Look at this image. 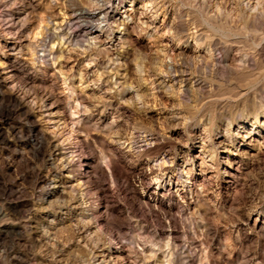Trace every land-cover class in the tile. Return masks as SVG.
<instances>
[{"label": "rangeland", "instance_id": "obj_1", "mask_svg": "<svg viewBox=\"0 0 264 264\" xmlns=\"http://www.w3.org/2000/svg\"><path fill=\"white\" fill-rule=\"evenodd\" d=\"M0 1L1 4L4 3V0ZM61 1L62 0L59 1V4ZM166 1L165 4L160 2L163 6L161 5L157 12L158 15L156 16V20L160 25L166 26V28L170 26L177 31L183 29L184 32L180 31L181 33L186 32L192 35L201 34L204 29L209 33L204 31L206 36L202 33L205 40L202 39L199 45L196 44V40L193 37L187 40L185 36L177 32L174 33V39L166 33L160 38V33H158L154 35L155 37H153L152 40L148 34L151 30L147 29L146 23H144L146 19L137 13L136 20H138V22L140 21V25L142 26H140L139 31L132 34V37L136 40L134 42L135 44L127 43L125 47H123L122 53L126 55L124 57L120 55L118 63L123 65L124 68L122 67V69L124 70L126 68L135 79L132 78L135 86L136 84L137 86L143 84V88L139 92L143 97L145 95L144 98L148 104L147 106H142V103L138 102V99H136V93L130 94L134 99L130 98L129 95L125 99L130 100L122 102V100H120V94L117 92L115 93L114 100L121 106V111L124 110L126 115L124 111H120L118 114L115 109L108 108L106 112H104V115H101L99 111L95 110L90 117H86L87 120L85 119L83 125L86 129H84L83 134L84 137H86L84 142L80 143L82 146L79 144L78 152L76 151L74 156L94 155L95 159L97 158V162H95L97 169L88 176L90 178L87 177L85 179L79 190L75 192L69 190L70 192L67 193V197L49 195L44 201L39 199L44 190L42 191V189L37 186L36 176L38 171L41 173L45 172L46 163L37 157L35 146L28 141L29 132L27 127H29L31 123L22 113H14L11 110L14 108L13 103L0 95V228H3L0 230V264H87L86 260L88 256L91 255L89 253L96 250L102 253L101 255L105 253L108 254L110 250L109 246L115 245L117 241H121L125 245L126 253L128 252L126 254L128 255L126 256L128 257L126 261L134 264H264V234H259L253 229L257 216L259 215L261 219L264 218V154L249 157V155L241 153L243 147L241 145L239 146V144H235L231 147L232 152H221L218 161H216L214 165L216 166L218 163L216 177L210 181L208 180L205 188H199V199L197 195L194 197V200H197L194 201L197 208L196 210H199L200 213L195 210V215L193 216L191 213H183L182 205H185V201L182 199L179 201L177 200V202L173 204L172 213L166 211L165 208H155L147 204L142 198V191L147 184L152 186L153 190L157 187L156 181L149 179L141 182V174L135 168V164L138 160V158H136L137 155H135L136 153L134 152V157L124 154L125 152L122 147L114 142L118 137L128 139L138 132H146L147 134L154 133L159 137L160 141L162 140L161 142H164L163 146H171V155H173L174 161H169L166 164V167H170V170L167 171L168 173H164L163 176L167 178V180L171 178L173 182L178 181L177 177H179L180 174L189 177L191 180H193L192 178L199 180L211 174L214 171L212 166H210L212 163L205 167L206 172H204L201 167V159L197 158V154L200 153L204 142L205 144H216L220 135H225V131L229 127L231 134L229 139L236 137V132L239 129L240 138L242 140H247L248 145L251 146L256 143V140L247 138L246 134L247 131L252 128L251 122L254 121L252 116L254 110L253 99L256 100V109L262 108L264 104V68L262 69V67H264V43L260 45L261 47L259 46L261 40L260 34L264 33V22L257 27L258 35L250 28L251 25H247L248 23L245 18L239 19L237 17L239 10L242 9L240 0L239 2L238 0H228V2H224L226 4H224V8L234 13L237 9L238 10L235 14L224 15L221 18V23L228 20V25H239L240 29H233L231 33L218 32L216 29L214 31L212 26V28L208 27L210 25L204 22L205 15L211 16L214 12L213 10L216 6L214 0H212L213 2L208 1L203 3V5L200 2L198 4L195 0ZM44 2L46 3L47 0L35 1L36 8L31 14L29 31L26 32V34L28 33L30 35L31 41L27 40L26 47L22 54L23 58H32L35 61V65L41 66H45L46 63L43 62V59L41 60L39 58V60L36 57H39L43 52L41 48H43L44 40L41 35L37 37L32 36H34L33 33L37 31L36 27L39 24L41 13L45 12ZM68 4H70V0H68ZM131 4L132 0H125L122 9L125 10L129 7H134ZM204 4H206V7H204ZM60 6H62V2ZM2 8L4 9V7ZM2 8H0V13ZM234 8L235 11L233 10ZM203 13L205 14L204 16H202ZM193 21L198 23L194 22V24L192 23ZM232 21H235V24ZM177 24L180 25L178 26ZM98 30L99 27L95 28L92 35ZM114 31L120 33L121 30L115 27ZM162 32L164 31L162 30ZM178 34H180V36ZM137 35H140V37L137 38ZM228 39L227 45L229 46L230 43L233 45L234 53L237 57L241 54H245L247 51L246 54L248 59L250 57H255L254 59L250 58L248 63L243 65L245 68L248 66L246 69L247 71L242 66L240 67L243 68L242 70L238 68L239 72L223 61V54L225 52L223 46ZM223 41L225 43H223ZM30 44L34 45L32 46L34 49L29 48ZM212 44L213 46L215 44L213 48L211 46ZM201 48L204 49L203 55L200 58L196 57V55H194V50H200ZM208 48L210 49L208 50ZM211 48L213 53H209ZM219 49L221 50L216 51ZM180 50H183L182 53ZM27 52L30 54L29 57L26 56L29 55ZM127 53L130 54L127 55ZM249 53H252L253 56H250L251 54ZM103 54H100L98 60L102 69L104 67V69L108 68V71H112L113 66L106 60V54L105 56ZM187 54L192 56L191 60H189L190 56ZM80 57H83L82 54ZM102 57H104V60ZM33 60L32 63H34ZM253 60L255 63H253ZM260 61L263 62L261 63ZM212 63H215L216 67H218H214L215 64ZM219 63H221L222 66ZM138 65L139 67L143 66L144 70L147 72L149 69L150 72L153 71L152 73L157 74L161 73L165 68V70L169 69L170 65L173 66V68L175 65L177 68L175 67L174 69L179 70L176 74L177 77L179 76L178 79L180 75L187 78L191 76L189 77L190 80L195 81L197 79L202 81L204 86L206 84V86L204 87L202 85L203 88L194 86L192 87L194 89L190 88L189 91H184V85L180 83L179 80L176 81L173 91L172 89L169 90L167 87H159V89L153 90L155 93L153 91L152 93L146 88V86L150 88L148 83L139 81L140 68ZM109 67L111 70H109ZM250 70H254L253 73ZM254 74L256 75L254 76ZM161 75L162 74H160V76ZM1 77L2 75H0V78ZM79 77L75 79L76 85L80 84ZM171 77H173V75ZM1 79L0 84L3 82V78ZM167 79L169 80L170 77L167 76ZM115 81L116 77L112 81L114 85ZM140 82L143 83L141 84ZM18 85L21 88H25L26 84L22 80H18ZM9 88L8 86H3L2 89L8 91ZM117 88L116 86L115 89L117 90ZM136 89H134L135 92ZM254 91L258 96L255 95L256 93ZM252 95L253 97L251 98L250 96ZM100 99H95L94 102L97 101L96 103L106 104V101H103L102 98ZM125 102H127V104ZM119 115H122V117ZM117 116L120 117V120H118L119 118ZM113 118L118 120L114 125L115 127H109L111 129L105 128L108 123H111L109 121H112ZM246 118H249L251 121L247 129L242 127V122ZM100 119H104L103 123L105 121L108 123H100ZM259 119L262 123L264 121V116L260 115ZM147 128H149V131ZM260 136L261 135H257L256 137L262 138V136ZM223 147H226V145H223ZM50 152L51 150H49V153ZM229 154L234 155L230 156ZM228 156H230L231 160L236 158L234 165L231 166V164H229ZM108 159L111 161H108ZM240 159H242L241 162H239ZM211 161L212 160H210V162ZM237 167L241 171L239 173L241 174V178L239 179L231 177L230 174L233 169L237 171L235 170ZM79 168L80 167L76 165V169ZM118 173H122L121 175H123V177L118 175ZM115 175L119 176V179H116ZM71 176V173H68L66 179H71ZM114 179H116V183ZM6 185L8 186L7 190H5ZM10 188L12 190H10ZM169 203L170 202H167L166 204ZM198 203L201 205H198ZM106 205L109 207L108 213H100L98 215L99 217H92L91 219L89 218V220L88 217H85L88 208H103V210H105ZM179 210L180 212H178ZM260 211L263 213H260ZM196 221H203V227L195 229L192 223ZM22 223L26 224L23 225ZM189 229L191 231H189ZM193 229L194 233H196V231L200 233H192ZM45 230H50V236L44 233ZM204 230L205 232L203 233ZM42 232L43 234H41ZM194 235H197L196 239ZM170 239L172 241L176 240L177 243L179 242V253L174 255L177 257L174 259L175 263L173 261L171 263L164 262L166 255L165 251L168 250L167 245ZM94 243H96V245ZM183 245L189 246L188 249ZM101 247H103V249ZM215 261L217 262L215 263ZM112 262L122 264L123 259L120 260V258H115Z\"/></svg>", "mask_w": 264, "mask_h": 264}, {"label": "bare ground", "instance_id": "obj_2", "mask_svg": "<svg viewBox=\"0 0 264 264\" xmlns=\"http://www.w3.org/2000/svg\"><path fill=\"white\" fill-rule=\"evenodd\" d=\"M35 1L39 2L40 0H4L3 1L4 3H2V4L0 1V4H1L0 8L4 7V9L2 8L1 13H0V75H2L1 78H3V82L0 84V95H2L3 98L7 99L9 102L13 103L14 108L11 110L14 113H18V112L22 113L23 115H25L26 119L31 123L30 126L27 127V130L29 132V137L27 136L28 141L31 142L33 144V146H35V153H36L37 157L39 159L45 161V163H46L45 172L41 173L38 171L37 176H36L37 177V182H36L37 186H39L40 189H42V191L44 190L39 199L44 201L45 198L49 195H57V196L60 195L59 197H61V196L67 197L66 195L68 192H70V191L75 192V191L79 190L81 188L80 186L85 181V179L94 170L97 169L96 164H95V162H97L96 161L97 158L95 159L94 155L93 156L92 155L91 156L79 155L78 157L74 156L76 151L78 152L79 144L83 143L85 140V137H86V136L84 137V134H83L84 129H85L84 128L85 126L83 127V125H84V121H85L87 116L90 117L93 114V112H95V110L99 111V113L101 115H104L105 114L104 112H106V110L108 108L115 109V111L118 112V114H119V112L121 111V109H120L121 106L114 100V97L116 95L115 93H117V92H119L120 100H122V102L123 101H129L130 99L128 100L125 98L132 93H136V95L135 94L134 95L137 97L136 99H138V102L142 103V106H144V105L147 106V104H148V103H146V100L144 98L145 95L143 97V95L139 92L143 88L142 87L143 82H140L142 85L139 84L137 86V84H136V86H135V84H134L135 79L126 70V68L124 70L122 69L123 65L118 63L119 56L122 55V57H124L126 55L125 53H122L123 47H125V44H127V43L133 44L136 41L132 37V34L139 31L140 26H142V25H140V21L138 22V20H136L137 13H139L141 17L146 19L144 21V23H146L145 24L146 28L151 30V32L148 33L150 39L155 37L154 35H157L158 33H160L159 34L160 38L163 37L164 33H166V34H169L170 37L174 39V37H175L174 33L177 32V33H180L181 35L185 36L187 40H188V38L193 37L196 40V44L199 45V43H201V40L204 39L203 34H204L205 29H204V31L201 30L203 34L200 31L201 34L192 35L189 31L188 32L190 34H187L186 32L181 33L180 31H183V29L182 30L180 29L179 31H177L175 29L176 30L175 31L174 28H172L170 26H169V28H166V26L160 25L158 23V21L156 20V16L158 15V13H157L159 11L158 9L160 8L161 5L163 6V4H165L166 0H132L131 5L134 7H129L125 10L122 9L124 7L125 0H70V4H68V0H64V1L62 0L61 1L62 6H60L61 2L59 4L60 0H47L46 3L44 2L45 3V5H44L45 12L41 13L42 15L39 18V24L36 27L37 31L34 30L35 31L33 33L34 36H32V37H37V36L41 35L43 40H44L43 48H41L43 52L39 57H36L38 59L40 58L41 60L43 59V62L46 63L45 66H41V65H35V61L32 58H27V57L23 58L22 57L23 50L26 47L27 40L31 41L30 35L28 33L26 34V32L29 31V27H30L29 22H30L31 14H32V12L35 11V8H36ZM195 1L198 4L200 2L203 5V3H206L208 1L211 2L212 0H195ZM214 1H215L216 6H215V9L213 10L214 12L212 11L213 14L211 16H209V15H205L203 13V15H202V16L205 15V17H204L205 21L204 22H206L207 25L208 24L210 25L208 27L212 26L214 31L216 29V31L218 30V32L222 31V32H227V33H231V31L233 29H238V28L240 29L239 25L230 26L231 22L229 23L230 25H228L227 24L228 20L226 22L224 21L221 23V18L224 15H227V14L232 15V13H234L232 11H229L227 8H224V4H225L224 2H228V0H214ZM160 2H163V4H160ZM238 2H239V0H238ZM191 3H193V2H191ZM240 4L242 6V9L239 10L237 17L239 19L245 18L247 20V23H248L247 25H251L250 28L253 29V31H255L257 33L258 32L257 27H259V25L264 22V0H240ZM185 5H186V3H185ZM204 5H205L204 7H206V4H204ZM193 7H195V6H193ZM235 8H237V7H235ZM235 8L233 9L234 11H235ZM207 10H209V9H207ZM237 10H236V12H237ZM208 14H209V12H208ZM234 16H236V15H234ZM192 18H193V16H192ZM233 20H235V19H233ZM194 22L198 23L196 21H193L192 23H194ZM232 22L234 23L235 21H232ZM237 23H239V22H237ZM242 26H243V24H242ZM98 27H99V30L92 35L93 30L95 28H98ZM115 27H117L118 29L121 30L120 33H116L114 31ZM241 29H242V27H241ZM162 30L164 32H162ZM247 32H248V30H247ZM261 32H262V30H261ZM227 33H226V35H227ZM180 34H178V35L180 36ZM219 35H221V34H219ZM208 36H210V35H208ZM260 36H261L260 37L261 40L259 39L260 40L259 46L262 43H264V33L260 34ZM139 37H140V35H137V38H139ZM211 37H212V35H211ZM150 39H149V42L151 43ZM225 39H226V36H225ZM178 40H179V38H178ZM228 41H229V39L226 41V44L223 46V48L225 50V52L223 54L224 55L223 61H225V63H227V65H229L233 69L235 68V70L236 69L238 70V68L242 67L243 65H246L248 63L249 59L252 57H250L248 59L247 54H246L248 51L245 54H241L239 57H237V55L234 53L233 45L230 42H229L230 43L229 46L227 45ZM223 43H225V42L223 41ZM215 44H216V42H215ZM215 44H214V46H215ZM32 46H34V45L30 44L29 48L32 49L33 48ZM211 46H212V48L214 47L213 44ZM219 47H221V46H219ZM212 48H211L209 53H211L213 51ZM209 49L210 48H208V50ZM220 50L221 49L216 50V51H220ZM251 50H252V48H251ZM180 51L182 53L183 50H180ZM216 51H215V54H216ZM183 53H185V52H183ZM203 53H204V49H202V48L200 50H198V49L194 50V55H196V57L200 58L203 55ZM220 53H222V52H220ZM243 53H244V50H243ZM81 54L83 56L82 58L80 57ZM100 54H103L104 56L106 54V56H107L106 60H108V63H110L113 66L112 71H108V68L104 69V67L102 69V67L98 61ZM128 54H130V53H127V55ZM170 54H171V52H170ZM205 54H206V52H205ZM249 54H251L250 56H253L252 53H249ZM115 55H116V58H115ZM180 55H182V54H180ZM26 56L29 57L30 54L26 55ZM188 56H190V55H188ZM103 58L104 57H102V59ZM191 58H192V56H190V59L189 58L188 59L191 60ZM194 58H195V56H194ZM212 58H213V55H212ZM254 58H252V59H254ZM32 60L34 61V63H32ZM182 60H184V59H182ZM185 60H187V59H185ZM186 63H187V61H186ZM186 63H184V64H186ZM253 63H255V61ZM212 64H215V63H212ZM216 64H217V61H216ZM216 64L214 67H216ZM219 64L221 65V63H219ZM103 65H105V64H103ZM253 65H255V64H253ZM110 67H109V70H111ZM138 67H139V65H138ZM142 67L143 66L139 67L140 72L137 70L140 73L138 78H139V81H144V82L148 83V85H150V88H149V86L148 87L146 86L147 90L149 89L150 92H152L153 90L159 89V87H167V88H169V90L172 89V91H173V89L175 88L176 81H179V80H180L179 82L184 85V91H189L190 88H192L194 86L202 87V85H203V82L199 81L197 79L195 81L190 80L189 77H191V76H189L187 78L183 75H180V78L178 79L179 76L177 77L176 74L179 70L174 69L176 67L175 65H174V68H173V66L170 65L169 69L165 70L166 69L165 68L164 69L165 71L160 70L161 73L158 72L159 74L152 73L153 71L150 72L148 68H147L148 69V72H147L144 70V67L143 68ZM247 67L245 68V66H243V68H245V70L247 69ZM162 68H163V66H162ZM243 68H240V69L242 70ZM263 68L264 67H262V69ZM231 71H234V70H231ZM253 71H251V72L253 73ZM185 72H187V71H185ZM160 74H162V75L160 76ZM172 75H173V77H171ZM255 75L256 74H254V76ZM167 76L170 77L169 80L167 79ZM78 77L80 79V84L76 85L75 79ZM115 77H116V81H115V85H114L113 84L114 82L112 83V81ZM18 80L19 81L22 80L26 84L25 88H21L18 85ZM183 85H181V86H183ZM3 86H8L10 88L8 91H5L2 89ZM116 86L118 87L117 88L118 91L115 89ZM205 86H206V84H205ZM136 87H137V89H136ZM134 89H136V92L134 91ZM192 89H194V88H192ZM195 89H196V87H195ZM263 89H264V87H263ZM254 92H252V93H254ZM145 93H146V91H145ZM255 95H257V93ZM129 97L132 98L131 95ZM250 97L252 98L253 95ZM100 98H102L103 101H106L107 105L101 104V103H96L97 101L94 102L95 99L98 100ZM132 99H134V98H132ZM146 99H147V97H146ZM256 99H257V97H256ZM252 102H253V108H254L252 116L254 118V121L251 122L249 120V118H246L242 122V124H243L242 127L247 129L248 125L251 122L252 128L247 131L246 137L251 138V140H256V143L251 145V146L248 145L247 140H242L240 138L239 129L236 132V137H234V138L232 137V139H229L231 136L230 127L226 129L225 135H220L219 140L217 141L216 144H214V143L205 144V142L203 140L204 143H203V146L200 150V153L197 154V158L201 159V167H202V170L204 172H206L205 167L208 166L210 163H212V164H210V166H212V169L214 171L211 174H209V175H207L204 178L199 179V180L195 179V178H192L193 180H191L189 177H186L185 175L180 174L179 177H177L178 181L173 182L171 178H168V180H167V178H165L163 176L164 173H168L167 171L170 170V167H166V164L169 161L173 162L174 159H173V155H171V146L170 145L168 147L165 145L163 146L164 142H161L162 140L160 141L159 137H157L154 133H148L147 134L146 132H138L137 134H133L131 136V138H128V139L124 138V137H118L117 140L113 139L114 142H116V144H118L122 147V149L125 152L124 154H127V155L132 157L134 155V152L136 153L135 155H137V157L136 156L135 157L138 158V160L135 164V168L141 174V176H140V180H142L141 182L147 181L149 179L156 181L157 187H155L153 190H152V186H150L149 184H147L145 187L143 186L144 187V189L142 191L143 200L147 204L151 205L152 207L165 208L166 211H168L169 213L170 212L172 213L173 206H174L173 204H175L177 202V200L179 201L180 199H182L183 201H185V205L184 206L182 205L183 213H186V214L191 213L194 216L195 215L194 211L197 209L196 204H194V201H197V200H194V197H195V195H197V197L199 199V196H200V195H198L199 194V192H198L199 188H201V187L205 188L206 182L208 180L210 181V180L214 179V177H216L218 163L216 166H214V165L216 164V161H218L219 154L221 152H224V153L225 152L228 153L230 151L232 152L231 147L234 146L235 144H239V146L241 145L243 147L241 150V153L244 155L247 154L250 157V156H259L260 154H264V121L261 123L260 119H259L260 115L264 116V104H263L262 108L256 109V100L253 99ZM125 103L127 104V102H125ZM139 109H141V108H139ZM123 111L124 110H122L121 112H123ZM124 113H125V111H124ZM125 115H126V113H125ZM105 116H107V115H105ZM119 116L122 117V115H119ZM222 117H224V116H222ZM115 118H113L112 121H109L111 123H108L105 121L106 123H108L105 128H109V127L114 126L115 123L118 120H120V117H118L119 118L118 120H116ZM103 120L104 119H100V123H103ZM102 128H101V130H102ZM109 129H111V128H109ZM147 129L149 131V128H147ZM143 133H145V134H143ZM257 135H261L262 138H257L256 137ZM83 145H85V144H83ZM223 145H226V147H223ZM49 150H51L50 153H49ZM229 155L233 156L234 154L233 155L229 154ZM105 156H107V155H105ZM230 156H228L229 160L228 159L227 160H228L229 164H231V166H232V165H234V162H236V158L231 160ZM105 159H106V157H105ZM109 160L110 159H108V161ZM210 160H212V161L210 162ZM241 161H242V159L239 160V162H241ZM76 165L79 166L80 168L76 169ZM109 165H110V162H109ZM106 167H107V165H106ZM209 169H211V168H209ZM235 170H237V171H234V169L231 170V172H230L231 177H233L235 179L241 178V174H239L241 171L238 169V167ZM68 173H71V175H72L70 177L71 179H69V180L66 179V176ZM121 174L122 173H120V174L118 173V175L123 177V175H121ZM124 175H125V170H124ZM118 177L119 176H116V179H119ZM88 178H90V177H88ZM116 179H114V181ZM126 179H128V178H126ZM115 183H116V181H115ZM7 188H8V186L6 185L5 190H7ZM204 188H202V189H204ZM10 190H12V189L10 188ZM84 192H85V190H84ZM7 195H8V193H7ZM83 196H84V194H83ZM83 196H82V198H83ZM204 196H205V194H204ZM204 196H202V197H204ZM216 196H217V194H216ZM257 196H259V195H257ZM167 202H170V203L166 204ZM171 202H172V204H171ZM199 204L200 203H198V205ZM98 206H99V204H98ZM108 211H109V207L107 205L105 206V210H103V208H101V209L93 208V207L88 208V210L86 211L87 213H86L85 217L86 218L88 217V220H89V218L91 219L92 217L97 218V217H99L98 215L100 213H102V214L104 212L108 213ZM178 212H180V210ZM197 212H199V210ZM66 213H69V212H66ZM260 213H263V212L260 211ZM171 215H174V214H171ZM197 220H199V219H197ZM50 223H52V222H50ZM25 224H23V225H25ZM192 224H193V226H195V229L199 228V227H203V225H202L203 221L202 222L196 221L195 223H192ZM51 225H54V224H51ZM78 226H80V225H78ZM2 229L3 228L1 227L0 230H2ZM253 229L255 231H257L259 234L260 233L264 234V218L261 219L260 216L258 215L256 220H255ZM43 230H44V228H43ZM189 231H191V230L189 229ZM192 231H193L192 233H194V229ZM43 232L41 234H43ZM198 232L199 231H196V233H194V234H197ZM204 232H205V230L203 231V233ZM44 233L47 234L48 236H50L51 232H50V230H45ZM192 233H191V235H192ZM196 236H195V239L197 238ZM26 237H28V236H26ZM226 239H228V238H226ZM258 240H260V239H258ZM178 243L176 240L172 241L170 239L168 241V245H167L168 250H166L167 253L165 251V254H166L165 259L166 260L164 259V262L166 261L167 263H171L172 261L173 262L175 261L174 259L177 257L174 255L179 253L178 252L179 251V249H178L179 244ZM206 243H207V241H206ZM94 244L96 245V243H94ZM225 244H224V246H225ZM183 246L186 247V249H188V247H189V246L187 247V245H183ZM98 247H100V246H98ZM220 247H221V245H220ZM101 248L103 249V247H101ZM226 248H228V247H226ZM109 249L110 250H109L108 254L105 253V254L101 255L102 253H99L96 250L89 253L91 255L88 256V259L86 258L87 264H117V262H115V263H113L114 261L112 262V260L115 258L116 259L120 258V260L123 259L122 264H134V263H130V262L126 261L127 260L126 258H128V257H126V256H128L126 254L128 252L126 253L125 245L121 241H117L115 243V245H110ZM189 250H190V248H189ZM153 253H155V252H153ZM203 253H205V252H203ZM129 257H130V255H129ZM155 258H157V257H155ZM216 262L217 261H215V263ZM192 263H193V261H192ZM207 264H209V263H207Z\"/></svg>", "mask_w": 264, "mask_h": 264}]
</instances>
